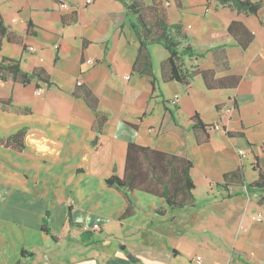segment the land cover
Returning a JSON list of instances; mask_svg holds the SVG:
<instances>
[{"label":"crops","instance_id":"1","mask_svg":"<svg viewBox=\"0 0 264 264\" xmlns=\"http://www.w3.org/2000/svg\"><path fill=\"white\" fill-rule=\"evenodd\" d=\"M162 1L202 15L170 22L167 12L168 24L180 23L186 35L180 47L204 55L181 57V71L235 76L236 87L208 90L200 74L163 82L167 55L157 70L152 63V92L150 78L132 71L134 17L120 0H0V60L25 74L41 69L49 83L0 79V99L10 100L0 104V138L26 128L23 151L0 146V264H197L196 257L200 264H264V219L252 220L264 217V190L247 189L258 178L254 163L264 171V6L252 15L211 0ZM70 16L75 21L64 26ZM198 17L199 27L219 30L199 38L190 32ZM194 114L222 129L207 130L198 143L204 134L193 130ZM129 143L189 160L193 206L172 210L157 196L106 185L123 176ZM235 171L242 180L226 188L224 175ZM127 198L134 212L122 218ZM69 210L74 226L55 242L42 225L48 216L52 232H61ZM82 231L91 238L83 241Z\"/></svg>","mask_w":264,"mask_h":264},{"label":"trees","instance_id":"2","mask_svg":"<svg viewBox=\"0 0 264 264\" xmlns=\"http://www.w3.org/2000/svg\"><path fill=\"white\" fill-rule=\"evenodd\" d=\"M127 11L134 17V21L130 26L138 41V50L132 64V71L141 76L150 78L152 92L155 90L156 78L153 74V67L149 46L153 44L161 45L168 53V57L160 65V76L163 82L176 81L185 83L187 78L194 74H200L206 89H232L238 84L239 78L235 76L225 78H214L211 70H196L190 75L181 71L180 59L183 56H194V50L185 46L180 48L181 42L186 38L182 25L168 24L167 11L162 7L160 0H151L150 5H143L140 0H120ZM222 5H227L238 11L255 15L264 6V0H217ZM150 15V18L148 16ZM68 20V21H67ZM73 17H62V24L65 26L68 22H74ZM30 26V25H29ZM28 26V28H29ZM29 33V30L27 29ZM5 30L0 21V47L4 37ZM248 43H241L245 48ZM203 57L204 55H195ZM5 75H19L23 84L29 82L30 79L38 78L48 83L47 75L41 69L33 70L30 74L21 73L18 63L9 59L2 58L0 60V79L4 80ZM49 84V83H48ZM90 92L84 91V100L91 110H96L97 102L92 100ZM91 99V100H90ZM10 100L0 99V104H9ZM193 130L201 129L203 131V139L197 137V142H205L208 138L205 133L211 128V125L202 123L198 114L191 117ZM26 128H21L7 137L0 138V146L16 152L24 150L23 138ZM105 137L100 136L94 149H99ZM192 164L183 156L169 155L148 147L140 146L135 143H129L126 150L124 173L122 177L113 175L105 180L106 185L120 191L131 192L134 190L141 191L153 196L164 199L168 208L182 209L186 206H193L194 184L190 175ZM254 170L257 171L258 178L248 184V190H264V171L259 169L254 163ZM234 177V178H233ZM242 180L239 171L224 175V186L226 188L232 184ZM127 208L122 214V218L129 217L133 214V205L127 198ZM48 218V216H47ZM47 218L42 225V231L56 242L58 238L69 235V229L74 226L71 222L70 210L67 214L64 228L61 232L55 234L47 225ZM80 238L87 241L91 238L89 231H82ZM21 256H32L24 250H21ZM18 264V263H17Z\"/></svg>","mask_w":264,"mask_h":264},{"label":"rangeland","instance_id":"3","mask_svg":"<svg viewBox=\"0 0 264 264\" xmlns=\"http://www.w3.org/2000/svg\"><path fill=\"white\" fill-rule=\"evenodd\" d=\"M146 1H147V4H148V2L151 3V0H146ZM140 2L144 6L147 5L144 0H140ZM160 2L162 4V7L166 11H167V7H168L167 12L169 15V21L170 22L175 21L182 13H184L185 15H188V17L190 15H198L200 18H202L201 14H199L198 12L197 13L193 12L192 7H188V8H185L183 10H178V9H176V7L173 4L170 5V7H169L166 4V1L164 2V1L160 0ZM200 3H201V0H192L193 6H196ZM211 3L213 5L220 4L219 2L217 3L216 0H211ZM199 17L197 18V20L192 21L193 22V24L191 23L192 29L190 30V32H197L199 38L208 36V32H210L209 30H213V31H215L217 29L219 30V24L214 25V24L210 23L209 25H204L203 27H199L198 25L201 23V19ZM148 18H150V15L148 16ZM218 32L220 33V31H218ZM149 48L151 50V57H152L153 66H154L155 70H157L158 69V62L161 60V58H164L165 56L168 55L167 51H165L163 47H161L160 45H157V44L150 45Z\"/></svg>","mask_w":264,"mask_h":264},{"label":"built area","instance_id":"4","mask_svg":"<svg viewBox=\"0 0 264 264\" xmlns=\"http://www.w3.org/2000/svg\"><path fill=\"white\" fill-rule=\"evenodd\" d=\"M91 2H92V0H85V4L86 5H89ZM60 7L62 9H64V10L69 9V5L67 3H65V2H60ZM205 11L207 12L208 11V8H205ZM55 48H57V46H55ZM28 50L29 51H33L34 49L30 47ZM86 63L89 64V65H91L93 62L91 60H86ZM77 85H80V83L78 82ZM36 93H37V95H40L41 94V91L38 90ZM176 99H177V97H175L171 101V104H175L176 103ZM232 110H233L232 107L226 108L224 110V114L229 115V114H231ZM221 129L222 128L220 127L219 124H212L211 125V128L209 130H221ZM262 146L264 148V142L262 143ZM239 154L240 155H243V151H240ZM263 219H264V217H263V215L261 213H259L256 216L252 217V220L253 221H257V222H261ZM97 229H98V226H96V225L92 228V230H97ZM200 262H201L200 257H196V263L197 264H200Z\"/></svg>","mask_w":264,"mask_h":264},{"label":"water","instance_id":"5","mask_svg":"<svg viewBox=\"0 0 264 264\" xmlns=\"http://www.w3.org/2000/svg\"><path fill=\"white\" fill-rule=\"evenodd\" d=\"M130 258V256H128Z\"/></svg>","mask_w":264,"mask_h":264}]
</instances>
